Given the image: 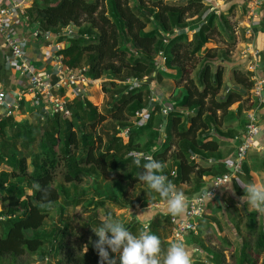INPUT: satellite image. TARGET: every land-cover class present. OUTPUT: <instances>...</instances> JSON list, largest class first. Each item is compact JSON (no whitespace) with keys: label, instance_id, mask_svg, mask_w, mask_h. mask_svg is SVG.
Listing matches in <instances>:
<instances>
[{"label":"trees","instance_id":"1","mask_svg":"<svg viewBox=\"0 0 264 264\" xmlns=\"http://www.w3.org/2000/svg\"><path fill=\"white\" fill-rule=\"evenodd\" d=\"M142 1L134 0L131 4L130 0H34L28 8L42 30L56 33L74 24L76 35L63 37L67 45L58 50L64 64L78 67L83 63L87 68L85 75L91 79L103 78L106 73L109 77L102 82L103 110H98L86 98L76 96L69 117L61 114L46 117L42 133L39 135L37 129L35 136L33 123L26 119L9 117L0 122V264H31L34 260L28 256L42 257L40 251L48 240L49 253L65 252L66 260L76 261L79 252L83 264H99L92 242L83 241L87 245L86 252L83 242L77 247L70 242V218L63 215L66 207L82 203L91 207L93 212L88 218L87 231L95 241L97 237L92 228L102 222L96 210L106 200L132 208L136 204L147 207L155 200H164L138 180L142 165L147 161L142 159L141 167H137L133 163L135 157L143 154L166 164L163 174L177 185L189 182L192 173L196 182L206 171L192 154L205 157V151H217L219 143L215 139L207 140L208 129L219 131L218 126L229 106L242 101L241 93L232 87L223 95L227 87L224 69L213 68L217 50L205 47L218 31L216 23L224 24L225 15L206 12L204 0H153L148 15L144 9L149 6ZM235 7V3L231 5L229 13ZM195 15L198 21L187 22L188 17ZM149 23L153 26L146 30ZM260 26L264 32V16ZM186 27L187 32L183 31ZM195 28L189 38L188 33ZM160 53L164 62L157 67ZM194 70L195 77H192ZM153 72L158 81L167 77L183 83L173 103L166 104L170 108L166 115L161 110L163 102L151 103V87L143 83V78L152 77ZM250 76V72L241 69L232 71V81L241 90L252 87L254 81ZM127 78L137 79L139 85L127 83ZM145 109V120L136 118L137 123H134L135 113ZM185 109L189 113L185 114ZM241 109L239 105L237 115L241 114ZM28 110L30 115L38 116H35V108L28 106ZM107 118L117 121L119 129L128 127V136L121 135L117 127L111 130L102 127L101 133L95 132V127ZM7 128L9 134H6ZM162 134L165 138H161ZM62 164L64 182L79 183L91 169L99 178L107 180L104 191L100 192L102 189L96 185L95 195L85 199L71 196L61 183L53 185ZM28 166L32 169L28 170ZM34 183L50 190L47 200L35 191ZM135 185L145 186L150 198L130 199L126 188ZM56 203H60L62 225L45 232L42 230L45 219ZM170 217L158 214L149 223L150 232L161 239L163 250L169 245L158 230L162 218H168L171 225ZM255 224H252V231H256L253 240L240 241L235 264H264V227L256 230ZM142 227L134 219L127 228L134 234ZM110 255L113 254L110 252ZM211 259L214 264H221L222 252ZM57 263L65 264L64 258Z\"/></svg>","mask_w":264,"mask_h":264},{"label":"crops","instance_id":"2","mask_svg":"<svg viewBox=\"0 0 264 264\" xmlns=\"http://www.w3.org/2000/svg\"><path fill=\"white\" fill-rule=\"evenodd\" d=\"M14 1L15 0H0V6H8ZM252 1L254 0H232L229 4L223 5L220 0H204V4L209 7L208 11H215L216 13L223 12L224 15L229 13L228 10L231 5L234 3L236 4L235 8L238 10V23L234 29V49L230 51L232 54L231 57L235 58V60L234 62H228L229 67L224 72L223 79L227 87L225 88L223 95L225 96L228 88L232 87L234 90L241 93L242 101H236L229 106L228 113L224 115L222 123L218 126L219 131L215 128L208 129L209 137L207 140L215 139L219 143L217 151L212 153L205 151V153H203L205 157L196 154L191 155L201 168L203 167L206 169L205 173L202 174L201 178L196 182L194 181L196 178L195 174L192 173L189 182H181L175 185L176 190L183 192L186 199H188L200 190L208 188L211 184V178L220 175L227 170L224 163L227 159L234 157L236 147L239 145L243 137L246 110L251 107L256 108L257 110L259 131L255 137L259 142V148L252 149L248 152L246 158L242 162L243 173L239 174L237 179L230 181V186L228 183L225 184L220 188L218 195L207 201L205 214L198 220L197 231L184 232L182 235L181 240L190 251L193 264H197L194 263L195 261L206 262V258H213L215 257V254L221 253L220 250L223 248L220 247V240L227 239L235 241L238 239L245 242L249 241L245 237H247L246 232L247 229H249L250 218L252 219V224L261 220L262 227L258 230L264 227V214L252 211L247 204L240 208L237 207L239 198L244 195L240 183L264 184V102L259 104L250 91L244 89L241 90L238 85L234 84L232 81V71L235 69L231 70L236 66L241 67L244 71L251 73L250 78L252 80L255 78L264 80V32L261 30L260 26V22L264 16V0H258L259 4L251 6ZM32 3L33 2L27 3L24 9L29 16L30 13H28V8ZM231 13H233V11ZM24 17L25 13L18 14V16L14 17V21L15 26L18 27L17 35L24 41V52L31 61V68L34 72L48 74L52 80H55L57 77L56 71H58L55 59L59 56L56 46L58 45L60 49H63L67 45V41L63 36H60L63 39L58 37L55 41H45L43 38L33 36L32 31L34 28L32 21L34 19L30 16L32 21H27ZM196 30L197 28L188 33L189 38H191V34ZM183 31L187 32L188 27L184 28ZM207 44L208 42L205 44V47L211 48V46H208ZM215 47L216 46H214V48ZM254 48L258 50L257 55L253 53ZM158 60L157 67L164 62L160 55ZM255 63L256 68L253 70L251 66ZM155 74L156 73L153 72L152 75L154 78H152V80L150 79L151 81L148 83L151 87V97H154L157 103L163 102V105L167 106L166 104L168 102L173 103L174 96L180 94L183 84H178L176 80L167 77L158 81L156 80ZM97 79L99 81L95 80L94 84H97L101 80V78ZM105 80H107V78L102 79V81ZM19 81L18 71L15 65L11 62L10 51L5 45L4 39L1 35L0 85L8 90L7 92L10 99L15 97V88L18 87ZM239 105H242V109L241 114L237 115L236 110ZM28 106L32 107L27 102H22L20 105V114L8 116L4 119L9 117L20 119L19 117L29 113ZM36 111H38V109H36ZM187 113H189V111L185 109V114ZM217 114L220 115V111H217ZM134 123H137V120L134 121ZM187 126H189V123H187ZM117 128L119 129V127ZM120 130L121 129H119V133ZM161 138H165V134H162ZM166 212V201L162 200L158 205L146 208L141 214L140 212L132 214L133 216H136L133 217V220H137L142 226H144L145 224L149 225L150 221L158 214L167 217L169 214H166ZM252 214H254V216ZM1 218L3 219L4 217L1 216ZM129 226L130 224L126 225V227ZM160 226L158 232L161 234L163 240L169 245L170 241H174L172 237V223L169 226L168 218H162ZM228 230L231 235H228ZM163 233L166 234L163 235ZM240 247L241 242L238 245V254L240 253ZM225 249L222 251V254H224ZM166 250L167 249H165V252ZM234 252L235 249H233V251L230 250L231 254H234Z\"/></svg>","mask_w":264,"mask_h":264},{"label":"built area","instance_id":"3","mask_svg":"<svg viewBox=\"0 0 264 264\" xmlns=\"http://www.w3.org/2000/svg\"><path fill=\"white\" fill-rule=\"evenodd\" d=\"M33 0H15L10 5L0 6V36L2 35L5 45L8 47L11 56V62L15 65L20 81L18 87L15 88V97L10 99L8 90L0 85V121L8 116L20 114V105L22 102H27L30 106L38 109V116L41 120H46V117L55 114L69 117L71 111L68 108V103L76 96L84 99L88 96L89 85H93L95 80L85 75L86 67L77 68L69 67L63 63V56L58 54L56 57V66H58L57 77L52 80L48 74L34 72L31 68V61L27 57L23 48V39L17 34L18 27L15 26L14 17L18 14L25 13V19L31 20L26 14L25 5ZM259 4L258 0L252 1L251 6ZM32 21V20H31ZM32 35L43 38L45 41L56 40L58 37L75 36L76 31L74 24L70 23L56 33L49 30H42L36 21H32ZM177 32V30H175ZM57 50L60 47L56 46ZM253 53L258 54V50L254 48ZM164 60L163 55L159 54ZM254 70L256 63L251 66ZM99 81V80H98ZM251 88L248 90L255 96L260 103L264 102L263 79L255 78ZM127 83L138 84L139 81L135 78H127ZM69 90L70 96H64ZM154 97H151V103H155ZM162 114L166 115L170 110L168 106H164ZM146 109L139 110L135 113V119L145 120ZM259 131V121L256 108H249L245 113V124L243 137L239 145L236 147L234 157L225 161L226 171L220 175L211 178V184L208 188H204L197 192L194 196L187 199V209L185 213L178 217L171 216L172 237L173 240H181L184 232H196L198 220L203 217L206 210V203L210 199L204 193L208 190L211 193V199L219 194L227 182L237 179L239 174L243 173L242 162L246 158L248 152L252 149L259 148V142L256 139V134ZM120 133L123 136L128 135V128H122ZM216 185L218 183H223Z\"/></svg>","mask_w":264,"mask_h":264},{"label":"rangeland","instance_id":"4","mask_svg":"<svg viewBox=\"0 0 264 264\" xmlns=\"http://www.w3.org/2000/svg\"><path fill=\"white\" fill-rule=\"evenodd\" d=\"M134 0H130V3L132 4ZM218 1V0H216ZM232 0H220V2L224 4H229V2ZM145 6H149V7H145L144 12L147 13L148 15L151 14L150 12V8H152L151 2H153V0H143L142 1ZM224 7V6H223ZM208 6L205 5L204 6V10H207L206 12H208ZM229 12V11H228ZM237 15H238V10L237 8H235L233 10V13H227L225 14V22L223 25L217 24L216 26L218 28V31L213 33V35L211 36L210 41H208V46H211V48H214V46H216L215 48H217V57L216 59L213 60V68L216 66H220L223 67L224 72L226 69H228V62H234L235 58L231 57V53L230 51L232 49H234V29L238 23L237 21ZM199 18L195 15V16H190L187 18V22L191 23L194 21H198ZM201 20V18H200ZM216 22V21H215ZM84 23V21L82 22ZM153 26L152 23H149L146 27V30L151 29ZM211 43V44H210ZM233 44V45H232ZM85 67V65L82 63L80 64L77 68H83ZM233 69H241L243 70L241 67H233L231 70ZM195 71L194 70L191 73L192 77H195ZM244 71V70H243ZM109 77V74L106 73L104 74L103 78H107ZM100 80V82H98L97 84H93V85H89V94L87 97V99H89L95 106H97L98 110H103V105H104V92L102 90V79ZM152 78H154V76L152 75V77H144L143 81L145 83H149ZM151 79V80H150ZM165 84V83H163ZM183 84V83H181ZM63 95L64 96H70V92L69 90H66V93L63 91ZM69 109L72 112L73 108H72V101L69 102ZM39 112L36 111L35 116L38 114ZM20 119H26L29 123L32 122L34 125L33 128V134L34 136L36 135V131L37 129H39V135L42 133L43 131V127L46 125V120H41L39 118V116L34 117L32 115H30V113H27L21 117H19ZM244 120V119H243ZM130 122V120H128ZM133 121V119L131 120V122ZM117 121H114L113 119L107 118L104 121H102L101 123H99L96 127H95V132H99L101 133V129L102 127H105V130H111V128H116L117 127ZM161 129V127H160ZM10 133V129L7 128L6 129V134ZM102 135V134H101ZM27 162H29V159L27 160ZM4 168L9 169L8 167L4 166ZM32 167L28 166V170H31ZM59 170V171H58ZM56 174H55V180L53 182V185L56 184H63L68 190L71 196H81L86 198H90L91 196L95 195V186L97 185L100 189H102L100 192L104 191V185L107 183V180L103 179V178H99L96 174L95 171L91 170L85 174L82 177V181L81 182H73V183H66L63 181L62 179V174L63 171L65 170L64 165L62 164L60 166V169L58 168ZM127 190V195L129 196L130 199L132 200H136L139 196H143V197H149L150 195H147V190L145 189V186H141V185H135V186H130L128 188H126ZM96 198V197H95ZM160 203V200H155L152 203H150L147 207H142L140 206V204H136L134 206V208H132L130 205L128 204H124L122 205L121 203H115L109 200H106V202H104L103 205L99 206L96 210L97 217L103 221V219L105 218V216L107 214H111L112 217L114 219H118L120 220L125 226L127 224H132L133 223V216L132 213H139L141 214L142 211L146 210V208L150 207V206H155L158 205ZM59 207H60V203H56V206L54 208H52V211L49 213V215L46 217L45 219V223L43 225L42 230H44L45 232H48L50 230L53 229V227H59L62 225V223L59 221ZM91 207L88 208L87 205H85V203H82L80 205L77 206H73V207H66V209H64V216H67L70 218V227H69V238H70V242L77 247L78 244L80 242L83 241H89L93 242V239L91 237V234L87 231V225L89 224V216L92 214L93 211L90 210ZM257 223L254 225L256 226V230H258L259 228L262 227V223L261 220L256 221ZM252 219L250 218L249 221V229H247L246 232V236L245 237L247 240H253V234L256 231H252ZM240 230V229H239ZM164 232V231H163ZM228 235H231L230 231H227ZM166 233H163V235H165ZM133 235H139V233H134ZM220 247L223 248L220 250V252H222L225 248L224 254H223V261L221 264H235V257L238 254V245L240 243V240L236 239L235 241H231V240H220ZM57 244V242L55 243V245ZM218 244V243H217ZM83 246V251H84V246H85V242L82 243ZM233 251V249H235L234 254L230 253V250ZM50 250V243L49 240L46 241L43 249L40 251L42 257H38V254H34V255H30L28 257H30L32 260H34V262H32L31 264H58L57 260H59L60 258H64L65 264H83L81 259H80V253L78 252H73V254H76V261H68L66 260V256H65V252L63 253H55V251H52L49 253ZM78 250V249H77ZM110 251V250H109ZM164 251V252H163ZM165 253V250L162 249V253L161 256H163ZM116 255V254H113ZM218 255V254H215ZM235 255V256H234ZM27 255L24 257V261L26 260ZM262 258V255L260 256V259ZM98 263L100 264V257L97 258ZM63 260V259H62ZM211 258H206V262L204 261H195L194 263L197 264H214V262L211 261ZM116 263L119 264V258L118 256L116 257ZM62 264V263H61ZM88 264V263H87Z\"/></svg>","mask_w":264,"mask_h":264},{"label":"clouds","instance_id":"5","mask_svg":"<svg viewBox=\"0 0 264 264\" xmlns=\"http://www.w3.org/2000/svg\"><path fill=\"white\" fill-rule=\"evenodd\" d=\"M142 159H146L147 162L142 165L143 170L138 174V180L166 201V214L173 217L182 216L187 209V199L163 174L166 164L152 157H144L143 154L135 157L133 163L141 167ZM227 183L230 186L231 183ZM240 185L244 195L239 198L237 207L247 204L252 211L264 214V184L240 183ZM33 188L41 193L42 199L49 198V189L39 183H34ZM204 194L211 199L208 190ZM92 231L97 237L92 243L100 257V264H116L117 256L119 264H193L190 251L182 240L170 241L166 252L161 256V239L150 232L148 224L142 227L137 236L133 235L120 220L107 214L100 226L92 228ZM84 251H87V245L84 246ZM110 252L116 255H110Z\"/></svg>","mask_w":264,"mask_h":264}]
</instances>
